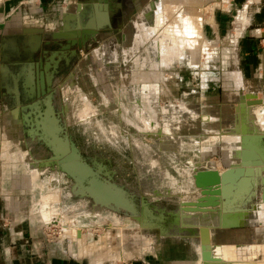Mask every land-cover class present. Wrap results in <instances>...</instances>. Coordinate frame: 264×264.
I'll return each instance as SVG.
<instances>
[{"label": "rangeland", "instance_id": "obj_1", "mask_svg": "<svg viewBox=\"0 0 264 264\" xmlns=\"http://www.w3.org/2000/svg\"><path fill=\"white\" fill-rule=\"evenodd\" d=\"M126 1L131 8L123 24L113 27L114 33L106 32L105 26L97 35L94 34L86 40L85 47L74 46L69 51H63L53 67L52 78L45 87L44 94L40 92V98L32 97L36 84L34 86V83H29L30 80L27 78L26 88L31 89L28 91V97H32H29L31 99L29 103L39 112L33 111L30 104L25 106L20 104L21 117L17 112L19 108L12 104H8L6 109L0 107V254L3 260L10 259L9 250L12 247H16L18 255L24 256L33 250L32 243L37 242L39 243L36 244L37 248L41 253L46 254L47 258L50 254L61 256L63 264H196V261H203L200 228L197 224L186 222L187 219L196 221L199 214L189 213L185 216L180 213L178 207L185 200H194L197 190L189 178L169 171L171 173L168 174L174 176L170 178L167 177L165 170H171L169 168L171 165L172 168L179 169L183 165L181 161H177L181 160L179 155L185 152L196 153L200 149L199 142L204 141L206 150H215L211 160L222 166L226 156L225 139L209 132L201 137L193 138L191 135L189 137L188 133L192 129L188 127L190 131L186 128L176 135L178 134L186 144L192 142L190 140L192 138L196 141L190 147L184 146L183 143L178 154L175 153L179 157L160 154L163 159L161 163L155 151L154 144L157 143L154 139H160L159 150L166 148L161 137L170 133L164 126L177 124L173 122L171 125L160 114L156 122L154 116L148 114L143 105L136 108L134 102L136 84L133 81L136 78L135 73H127L128 79L133 78L132 84L125 90L126 98L118 88L107 91L104 100H98L87 92L90 89L88 84L82 86L80 82L75 83L76 79L74 83L72 82L75 76L73 71L80 62L91 61V54L99 57L96 48L103 52L105 57L111 53L113 60L122 61L119 47L123 39L126 46L132 49L137 46V40L142 41L147 54L155 59L157 54L150 45L158 46L163 42L162 35L170 31L174 19L178 21L180 19L183 26H180L179 36L175 39L179 42L178 48L173 47L172 53L170 52V56L176 54L177 57L173 59L168 72L162 69L161 76L174 78L176 81L174 95L178 96L183 90V87L179 86L181 82H177L180 76L186 82L187 89L194 91L196 88L199 89L200 77L206 74V95L212 97L209 100L212 101L209 111L214 115L216 112L219 113L220 120V109L226 108L228 104L225 102L224 93L229 90L232 93H243L241 74L236 64L237 51L232 49L235 45L232 44V38L236 35L229 34L232 33L230 24L226 28L230 29L229 32L222 36L214 34L211 5L205 8L201 6L202 2L199 4V0L169 2L166 0V4L163 0H151L154 8V5L158 4L153 14L159 12L160 17L155 19L158 23L156 26H159L158 29L155 27L156 32L145 33L147 41L140 40L141 32L139 36H135L133 24L137 25V21L143 16L139 14L137 18V11L132 10L135 3L133 0ZM163 9L166 11V18ZM152 15L148 16L150 21L145 28L151 26ZM172 17L175 18L171 19ZM126 25L128 26L126 38H122L118 31ZM45 38L49 39L50 35L47 34ZM159 52L158 48L157 53ZM162 54L165 52L161 51L160 56ZM95 70L99 72L101 67L96 66ZM136 79L140 80L139 77ZM84 81L87 82L86 79ZM226 82L229 85L226 86ZM1 101L2 99L0 106ZM46 102L51 105L59 128L56 134L68 137L79 158L100 180L115 191L121 202L108 201L99 193L100 190L93 194L86 191L85 181L77 182L56 163L49 161L51 152L40 133L39 124L35 123L36 120L39 122L38 117H41L42 122L52 120L50 109L42 110ZM231 102L234 105L236 101ZM87 107L89 108L87 115L83 118L78 117V110ZM239 110V119L237 118L234 126H237L239 121L241 130L247 127L246 132L255 131L254 133L260 137L259 143L264 151V109L259 108L255 112V109H250L245 102H241ZM176 116L178 117L177 114ZM177 117L175 118L179 120ZM30 118L32 120H29ZM219 120L217 124L221 126ZM199 121L201 120L198 115L193 118V122L186 117L182 118L183 125L179 126L194 127L198 126ZM224 127L221 126L220 135H226L228 128ZM210 136L215 138L212 139ZM137 140L142 141L141 149ZM226 140L232 143V147L238 146V149L235 148L231 153L232 156H228L230 163H233V155L238 157L240 153L241 136L233 133L227 135ZM159 171L162 173L161 176L156 175ZM95 178L97 177L94 176V181ZM80 183L84 187H81ZM168 188L171 192L166 193ZM250 189L244 191L240 199L251 193ZM258 203L260 201L254 203L255 207L264 209V206L258 207ZM247 210V223L219 231V237L213 236L211 242L215 245L227 244L222 245L225 250H231L234 247L231 244L236 247L260 246L261 250L253 255L249 250L240 255L251 258L243 259L248 264H264V215L260 217L252 205L247 204ZM47 258H43V261Z\"/></svg>", "mask_w": 264, "mask_h": 264}, {"label": "crops", "instance_id": "obj_2", "mask_svg": "<svg viewBox=\"0 0 264 264\" xmlns=\"http://www.w3.org/2000/svg\"><path fill=\"white\" fill-rule=\"evenodd\" d=\"M163 1L164 4L167 3L166 0ZM169 1L170 0H168V2ZM199 1V4L202 2L201 6L205 8L207 5H211L210 14L211 17H213L212 24L215 26L212 27L214 34H219L222 36L224 33L229 32V30L232 29V33L229 32V34L236 35V37L234 36L235 38H232V44L235 43L232 49H236L237 51L235 57L237 68H239L241 74L240 78L243 86V93H232L230 90L224 93V99L226 100L225 102L228 104H226V108L222 107V109H220V120L218 119L219 113L216 112L214 115L209 111V109L212 107V101L209 100L212 99V97L206 95V74L203 77H200L199 89L196 88L197 90L195 89L194 91L187 89L186 82L183 81L182 77L180 76V79L177 80V82H181L179 86L183 87V90H181V93L178 96L174 95V86L176 84L174 78L168 76L165 78V76H161L163 73L162 69H165V71L168 72V70H170L169 68H171L173 64V59L177 57L176 54L170 56V52L172 53V48L164 49V52L168 54V57L164 59L161 58L160 52H156L157 46L151 44V48L155 50V53L157 54V57L153 59L147 54L148 52H146L147 50L145 48V44L142 41H139L136 38L138 44L132 49L126 46L124 43L125 40L123 39L119 47L122 61L117 62L116 60H113V55L110 52V55L105 57L103 52L101 53L99 49L96 48L99 57L93 56L91 54L92 63L91 61L87 63L80 62L74 67L73 71L75 76L73 77L74 79L72 82L74 83V80L76 79L75 83L80 82L82 86L88 84V88L90 89L87 92L92 94V96L97 97L98 100H104L107 91L109 92V90H117L118 88L121 90L120 93H123V96L126 98L127 93L125 90L129 88V84H132L133 78H130L131 80L128 79L127 73H135L136 78H140V80L136 78L135 80L133 79L136 84L134 91V102H136V108L139 105H143L147 113L154 116L156 122L158 115L160 114L163 115L165 120H167L168 123L170 122L171 125L173 122L177 124V126H164L167 127L170 133V135H166L167 137H161V141H163V144L166 148L159 150L158 146L160 139H154V141L157 143L156 145L154 144V146H156L155 151L159 155L161 163L163 159L160 154L166 153V155H173L175 158V153L178 154L179 148L183 146V143H185L184 146H192V144L196 141L193 139L195 136L201 137V135L207 134L209 132L210 134L215 133L216 136L225 139L226 156L225 160L222 162V166H219L218 164L216 165L215 162L211 160V158H213V151L215 150H206V145L204 144L205 141L199 142L200 149L196 153L188 154L185 152V154L182 153L179 155L181 160L177 161H181L180 163L183 164L179 167V169L172 168L171 163H169V166L171 165L169 167L171 170L166 169L165 171H167V177L170 178H174V176L168 174L172 172L174 174L178 173V176L192 180V173L195 170L208 168L221 171L227 166L234 165L233 163L236 161L230 163L228 156H232L231 153H233L235 148L238 149V146L232 147V143L226 140V136L233 133L240 134L241 137L242 135H248V139L250 141L248 142V145L253 149L252 155L259 153L260 151L261 153L259 154H263V156L259 161L260 163L262 162L264 164V151L262 145L259 143L260 137L254 133L255 131L252 132L251 130H249L247 134H242L244 132L243 130L246 129L247 131V127L243 126L245 128L241 130L242 126H239V121L238 125L234 126L237 118L239 119V106L241 102H245L248 107H250V105H264V0ZM133 2L135 3V7L132 8V10L135 9L137 11V18L139 14H142L141 16H143V18L140 17V19L137 21V25L135 23L133 24L136 27H134L136 31L135 36H139V33L141 32L142 39L140 40L147 41V35L145 33L148 31L147 34H150V28L157 27L158 29L159 26H156L158 23L156 22L157 20H155L157 17H160L159 12L156 11V13L153 14V12L156 10V5L158 4L154 5V8L153 1L151 0H133ZM93 10L91 5L88 3V0H0V99H2L0 107L6 109L8 104H12L16 108L20 107L21 99L18 96V91L26 93L31 90L26 88L27 78L30 80L29 83H37L38 74L36 73L35 65L37 64V61L40 60L41 54L40 50L36 49L41 45L43 39H45V36H47V34L52 35L56 31H62L63 28L67 30L75 29L79 24L84 22L89 14H92ZM163 12L166 18L167 16L165 9H163ZM170 13L171 12H168V14ZM151 15L152 24L150 27L148 26L149 28H145L147 22L150 21L148 16ZM104 21L103 25L106 24V19H104ZM229 24L231 28L228 30L226 28L229 27ZM105 26L106 25L103 27ZM118 32L121 33L122 38H126L127 27H123ZM112 33H114V30L109 32V34ZM157 38L159 37L157 36ZM106 51L108 52V49ZM129 51L131 54H128ZM145 53L146 57L144 58ZM56 61L54 62L56 63ZM96 66L101 67V71L98 72L95 70ZM79 74L81 76H79ZM77 76H79V78ZM113 76L115 77L112 78ZM84 79H86L87 82H85ZM225 85H229L228 82H226ZM247 94L251 95L252 98L246 101H241ZM231 101L236 102L234 105H232ZM88 107L90 108V106ZM197 115L201 120L198 122V126H181L183 125V123H181L182 118L188 117L193 122V118H196ZM175 117L179 118V120ZM217 120L222 123L220 124L222 127L225 126V129L228 128L226 135H220L222 130L221 126H218ZM179 124L181 125L179 126ZM188 127H191L192 130H188ZM186 128L188 131H190V133H188L189 137L190 135L193 137L190 139L192 142L189 144H186L184 140H181L178 134L176 135V133H179L180 130L184 131ZM218 129L220 131H218ZM194 132H197V134ZM210 138L214 139L215 136H210ZM151 140L153 141V139ZM137 141L140 143L141 149L142 141ZM213 141L215 142V140ZM213 149L217 148L213 147ZM233 156L235 157V155ZM210 161H213L211 168L206 166V164ZM192 162L194 164H192ZM187 164L190 165L188 166ZM237 164H240V162ZM142 165H144V163ZM213 165L215 166L213 167ZM248 167L253 168L254 166L249 165ZM161 169L163 170V166ZM161 171L157 172L158 174L156 175L161 176ZM174 182L175 179H173V184ZM189 184H191V182H189ZM169 192L171 191L168 188L166 193ZM224 199L226 198L220 199L219 204L216 207H209L211 209L210 211L187 212L191 214L198 213L199 215L219 220L223 216L222 205ZM252 199H254V196L250 197L249 200L248 197H245L243 199L237 200L234 203L236 207L241 209L244 208L246 210L245 213L242 214V216L234 225L217 226L215 228H211L210 232L212 230L213 231L209 236L210 244H215L211 242V238L215 235H217L216 237H219V231H223L225 228H235L238 225L247 223L246 216L248 214V210L244 206H247L248 202H251L250 204L255 210H257V214L260 215V217L264 215V212H262L264 209L256 208L254 203H252ZM183 202L191 201L185 200ZM178 207L181 208V204H179ZM227 232H229V230ZM36 244L39 243L33 242V250L31 249L28 253H25L24 256L18 255L16 247H12L9 250L11 253L10 259L3 260L0 254V264H63L61 256L50 254V256L47 258L46 254H43L38 250V245ZM216 244L227 245L223 243ZM231 245L235 246L234 244ZM18 251L20 252V250ZM45 257L47 259L43 261V258ZM203 262L204 261H196V264H205Z\"/></svg>", "mask_w": 264, "mask_h": 264}, {"label": "water", "instance_id": "obj_3", "mask_svg": "<svg viewBox=\"0 0 264 264\" xmlns=\"http://www.w3.org/2000/svg\"><path fill=\"white\" fill-rule=\"evenodd\" d=\"M112 0H88L93 10L92 14L88 15L84 22L78 25L75 29L62 31H56L50 38L44 39V42L37 47L36 50H40L41 58L37 61L36 73L38 74L37 87L40 89L41 94H44V89L50 83L52 78L53 67L60 59V55L65 50H71V47L83 46L86 39L94 35L98 30L103 29V21L106 18L108 11L111 10ZM103 25V26H102ZM64 27V26H63ZM63 40V43H62ZM73 51V50H72ZM38 59V58H37ZM57 60V61H56ZM56 61V63L54 62ZM38 95V93H37ZM31 106V104H30ZM32 107V106H31ZM50 109L52 120L50 122H42L41 117L36 120V125L39 124L40 133L46 142L51 155L49 161L56 163L61 170L66 172L69 176L77 180V182L85 181V190L94 193L96 190H100L105 199L111 201H120L116 196L115 191L110 188L106 183L99 179V177L79 158L76 148L72 142L68 140L66 135L62 137L58 136L59 128L56 124V119L53 116V110L51 105L46 102L45 109ZM35 112H39L38 110ZM45 122L49 125H46ZM51 137L58 139L62 142L63 147H58ZM247 137V136H246ZM53 144L56 146L54 148ZM247 150L246 145H242L240 155V164L230 165L223 170L218 171L215 169H198L192 173V185L197 190V196L194 200H188L191 202L183 203L190 210H205L207 207H216L219 204V200L222 198H228L231 195V188L233 182L243 172L247 171L249 165L261 166L260 161H254L251 157H243ZM97 179L94 181V176ZM81 184V187H84ZM254 203L259 201L264 202V183L260 187L259 197ZM252 201V202H253ZM121 202V201H120ZM248 202V206L251 205ZM247 209V206H244ZM202 260H207V257L203 256Z\"/></svg>", "mask_w": 264, "mask_h": 264}, {"label": "bare ground", "instance_id": "obj_4", "mask_svg": "<svg viewBox=\"0 0 264 264\" xmlns=\"http://www.w3.org/2000/svg\"><path fill=\"white\" fill-rule=\"evenodd\" d=\"M174 18L175 17H172L171 19H174ZM174 20L175 21L173 23L171 22L172 25L170 26V31L168 33H165V34L162 35L163 36L162 37V41L163 42H161L158 46L156 44L157 49L159 48L160 52L162 51V53L165 51L163 48L171 49L173 47H177V44L179 43L175 39L177 38L176 36H179V32H180L179 28H181L180 26H183V24H182L180 19H179V21H178V19L177 20L174 19ZM149 31H151L150 33H153V31L155 32V28H150ZM168 41L172 42V44H169ZM167 57H168V54H166V53L161 55V58L165 59ZM251 98H252V96L247 94L245 96V98L242 99V101H246V100H249ZM249 108L250 109L251 108L255 109V112H256L259 108L264 109V105L263 104L262 105H257V106H251L250 105ZM88 109L89 108L87 107L84 110L83 109L78 110L77 116L80 117V118L85 117L87 115ZM239 109H240V106H239ZM243 131L244 132L242 134H247L246 129L243 130ZM241 140H242V142H241V146L239 144V149H240L239 151L241 152L243 144L247 146V150H246L245 154L243 155V157L246 158V157H251L252 156L251 158H253V160H256V161L261 160L263 154L262 155L259 154V153H261L260 151H259V153H255L254 155H252V150L253 149L251 147H249V145H248V142H250L249 139H248V135H242ZM52 141L58 147H63L62 142L60 140L52 138ZM253 146H255V145H253ZM54 147L56 148L55 145H54ZM239 158H240V155H238V157L232 158V160H233V162L236 161L235 163L237 164L238 162H240ZM212 162L213 161L208 162L206 164V166L211 168L212 167ZM235 163H233V164L235 165ZM214 166L215 165H213V167ZM247 168H248L247 171H245L242 174H240L237 177V179L233 182L232 188H231V195L228 198L223 200V205H222L223 206V211H222V215L223 216L220 219L218 218L219 220L214 219V218L211 219L209 217L202 216V215H198L197 220H196L197 222L195 220H193V219H187L186 220V222L188 224H193V225L197 224L199 226V228H200V231H201V245H202L201 246V258L203 256L207 257L206 261L203 260L205 264H248V262H244L243 259L250 260L251 258L248 257V256H244V255L241 256L240 254H243V253H245V252H247L249 250L251 255H253L258 250H261L260 246H255V245H252V246H250V245H241V246H237V247L234 246V247L231 248V250H225L222 245H215V244H210L209 243V236H210V233L213 231L212 230L210 232L211 228H215L217 226H231V225H234L239 220V218L242 216V214L245 213V209L243 207H242L243 209H241V208H238V207H236L234 205V203L237 200L240 199V196H241V194L244 191H248L249 188L252 189V190L250 189L252 192L248 193L246 195V197H248V200L252 196L256 197V196L259 195L260 187L264 183V164L262 163L261 166H256V167H253V168L247 167ZM235 182H236V186H235ZM251 186L254 187V189ZM183 203H186V202H181L180 203L181 204V208H180L179 211H180V213L182 215H185V216L188 215L189 212H206V211H210L211 210L209 207H207V209H205V210H196V211L195 210H190V209L187 208L188 206H185V204H183ZM257 205H258V207H261V206H264V203H262L260 201V203H258ZM187 211H189V212H187ZM230 223H233V224H230Z\"/></svg>", "mask_w": 264, "mask_h": 264}, {"label": "flooded vegetation", "instance_id": "obj_5", "mask_svg": "<svg viewBox=\"0 0 264 264\" xmlns=\"http://www.w3.org/2000/svg\"><path fill=\"white\" fill-rule=\"evenodd\" d=\"M111 4H112V8H111L110 11H108V14L106 16V32L113 31V30H115L114 29L115 27L121 26L123 24L124 20H125L126 14L130 10V4L126 0H112L111 1ZM124 27H128V26L126 25ZM99 31H102V29L98 30L95 34L97 35L99 33ZM88 38H91V36L88 37ZM86 42L87 41L84 42L83 47L86 46ZM58 65H59V63H58ZM58 68H60V66ZM33 83H34V86H35V82H33ZM20 92L18 91V93H19L18 96L21 99V102H20L21 103V106H25L26 104H30L29 103V102H31V99L30 98H32V97H34V98L35 97H39L40 98V89H38L37 83H36V87H34V90L32 91V93H33L32 94V97H30V96H29L30 98L28 97V92H26V93H22V92L20 93ZM37 93H38V96H37ZM17 108H19V110H17L18 114H20L21 117H22V110H21V108L20 107H17ZM33 111H36V110L33 109ZM29 120H32V119L30 118ZM20 121L23 123L22 120H20ZM23 125H26V124H23Z\"/></svg>", "mask_w": 264, "mask_h": 264}]
</instances>
